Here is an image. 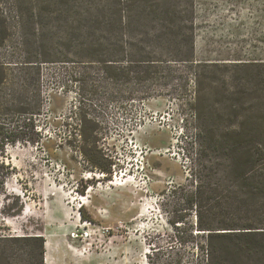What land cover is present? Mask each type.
<instances>
[{
  "label": "rangeland",
  "instance_id": "obj_1",
  "mask_svg": "<svg viewBox=\"0 0 264 264\" xmlns=\"http://www.w3.org/2000/svg\"><path fill=\"white\" fill-rule=\"evenodd\" d=\"M192 1L194 61L164 65L143 98L98 96L80 110L77 88L65 79L73 68L42 66L39 141L9 145L3 158L11 173L0 235L11 238L0 247L19 264L40 253L42 264H206L196 217L203 205L209 222L206 200L185 201L196 191L185 147L196 112L220 127L264 126V0ZM83 115L97 122L98 161L110 174L84 154Z\"/></svg>",
  "mask_w": 264,
  "mask_h": 264
},
{
  "label": "trees",
  "instance_id": "obj_2",
  "mask_svg": "<svg viewBox=\"0 0 264 264\" xmlns=\"http://www.w3.org/2000/svg\"><path fill=\"white\" fill-rule=\"evenodd\" d=\"M193 21L192 0H0V196L11 173L3 160L7 147L40 138L42 66L73 68L65 79L77 88L80 110L98 96L143 98L164 77V65L194 61ZM259 78L264 81L261 71ZM81 123L84 154L110 174L98 161L95 118L83 115ZM189 130L188 179L196 191L184 197L190 206L197 205L195 198L206 200V225L203 205L196 211L197 230L206 234V264H240L251 257L264 264V126L220 127L196 112ZM10 238L0 235V241ZM39 255L26 264H42ZM0 264L19 261L0 247Z\"/></svg>",
  "mask_w": 264,
  "mask_h": 264
},
{
  "label": "bare ground",
  "instance_id": "obj_3",
  "mask_svg": "<svg viewBox=\"0 0 264 264\" xmlns=\"http://www.w3.org/2000/svg\"><path fill=\"white\" fill-rule=\"evenodd\" d=\"M27 214H28V211L25 209V210L23 211L21 217H24V216H26Z\"/></svg>",
  "mask_w": 264,
  "mask_h": 264
}]
</instances>
